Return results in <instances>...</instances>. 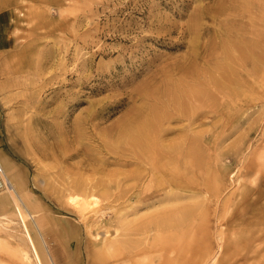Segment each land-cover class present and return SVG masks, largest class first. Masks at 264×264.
<instances>
[{
    "label": "rangeland",
    "instance_id": "rangeland-1",
    "mask_svg": "<svg viewBox=\"0 0 264 264\" xmlns=\"http://www.w3.org/2000/svg\"><path fill=\"white\" fill-rule=\"evenodd\" d=\"M173 84L212 95L164 123L163 149L202 165L163 187L132 137ZM0 165L17 196L0 191V264H38L24 225L41 264L198 261L151 224L188 205L198 264H264V0H0ZM88 193L81 218L69 199Z\"/></svg>",
    "mask_w": 264,
    "mask_h": 264
},
{
    "label": "bare ground",
    "instance_id": "bare-ground-1",
    "mask_svg": "<svg viewBox=\"0 0 264 264\" xmlns=\"http://www.w3.org/2000/svg\"><path fill=\"white\" fill-rule=\"evenodd\" d=\"M236 49L240 53V57L243 60H249V58H253V52L250 49L246 50L247 49L246 47L242 48L238 45H236ZM233 61L237 62V61H241V59L238 56L233 57L231 60L228 59V61L224 64V66H221V70L225 75H231L233 71L231 64H233ZM190 81H192V79H190L186 83ZM196 84L199 83L196 81ZM173 85L171 88L167 89V93L165 94L163 100L159 101V107L155 109L151 117L145 118L142 120V122H140L141 127L137 129V133L132 137L133 142H136L135 144L139 147L140 152L149 155L151 159L150 162H152V164L154 165V169H152L153 171L152 173H154L157 176L156 178L158 179L157 180L158 184L156 185H163V187L164 185H167L169 187V184L171 183L172 179H174L173 174L175 175L177 170L182 168L183 170L187 171L192 161L195 163L194 164L195 167L198 166L200 167L202 165L201 164L202 157L200 155V152L198 151L199 149H188V151H183L179 149H163V145L161 144L160 137L167 130V127L164 126V123L166 121H169L170 118L172 117L178 118L180 115L183 114L188 115L189 113L192 115L197 114V109L203 107L204 98L206 96L209 97V95H212L210 90L205 86L203 87V86H191V85H179V86L178 85L173 86ZM212 98L213 96L210 97L208 101L214 103ZM154 107L155 106H152L151 109H153ZM170 161L171 163H173V165L170 168H168L167 166ZM180 161H182L183 163L179 164ZM175 167L177 168L175 169ZM164 173H168L170 175V179H168L167 181L162 179ZM159 176L161 177V179ZM7 181L8 184L6 190L12 193V195H14L15 197H17L13 182H10L9 180ZM178 195H179L178 192L172 191L171 193L168 194L167 197L168 199H176ZM17 201L20 203L18 198ZM69 202L75 207L81 218H86L87 216H90V214H94L98 206L97 197L92 193H88L83 196L72 195L70 196ZM177 210L178 213L177 212L174 214L168 213V214H163L158 218L156 217L155 219H153V221H151V224L153 223L157 224L161 222H163L161 223V225L168 224L166 227H168L169 229L168 233L169 232L170 233L166 236V238L167 239L170 238L173 241L172 248H174V244H178V243L184 244L182 250L179 251L180 256L184 255L186 251H188L189 253V251L193 249L194 253L196 254V258L200 262L201 260L199 256L201 255V257L203 258V256H205L208 251L206 250V248L202 247V244L197 239H194L191 243H186V242L183 243L179 228H180V224L184 220L189 219L191 217L193 218V215L194 216L197 215L198 212L201 211V208H199L198 205H188L186 207L178 208ZM24 229H25V237L29 245L32 247L34 257L37 260L38 264H41L34 243L29 235V232L27 231L26 225H24ZM111 244L112 243H108L105 241V244L103 246L104 249L102 250V252H105V250L107 251L109 247H111ZM141 250L143 251L145 249L140 247V249H137V254H139ZM160 251L161 252L164 251L165 253L168 252V250L166 251V249H164L163 247H161ZM99 255L103 256L101 252L99 253ZM166 255L162 254V260L156 261L154 264H163L162 263L163 259L165 260V262H167L169 261V258L170 259L172 258L171 256L169 255L166 256ZM109 256L112 257V254ZM189 257H190L189 254H187V258H186L187 262H182V264H188V263L198 264L197 260L193 259L191 261ZM208 257L206 258V260L208 259ZM210 262H211L210 264H213L215 262V255L212 256Z\"/></svg>",
    "mask_w": 264,
    "mask_h": 264
},
{
    "label": "built area",
    "instance_id": "built-area-1",
    "mask_svg": "<svg viewBox=\"0 0 264 264\" xmlns=\"http://www.w3.org/2000/svg\"><path fill=\"white\" fill-rule=\"evenodd\" d=\"M7 179L3 173L2 167L0 165V191L4 190L7 188Z\"/></svg>",
    "mask_w": 264,
    "mask_h": 264
}]
</instances>
